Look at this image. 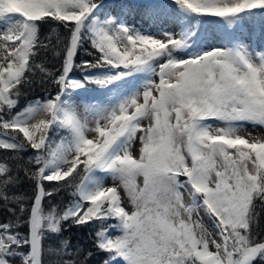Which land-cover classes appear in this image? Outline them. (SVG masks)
Segmentation results:
<instances>
[{
    "label": "snow or ice",
    "instance_id": "obj_1",
    "mask_svg": "<svg viewBox=\"0 0 264 264\" xmlns=\"http://www.w3.org/2000/svg\"><path fill=\"white\" fill-rule=\"evenodd\" d=\"M37 80L57 91L21 107ZM246 125L264 128V0H0V264H77L66 225L90 223L104 264H264Z\"/></svg>",
    "mask_w": 264,
    "mask_h": 264
},
{
    "label": "trees",
    "instance_id": "obj_2",
    "mask_svg": "<svg viewBox=\"0 0 264 264\" xmlns=\"http://www.w3.org/2000/svg\"><path fill=\"white\" fill-rule=\"evenodd\" d=\"M108 1V0H104ZM166 2H169L172 0H165ZM55 25H43L41 28V35L47 36L49 35L51 31V27H54ZM61 34H63V29L60 30ZM90 45L85 44L84 48H89ZM88 58L86 56L85 51L82 49L79 58L77 60V63L80 62V59ZM48 64L51 67L54 63L52 61L51 55L48 56ZM58 66V65H57ZM74 77L79 78L80 73L79 71L73 73ZM57 91V88L55 85L51 84H45L41 86L37 80V83L34 84L30 89L26 90V96L21 99V107L24 106L28 101L33 100L37 97H43L47 92L55 93ZM5 155V150H0V158H2ZM24 159H27L28 155H31V152L25 153ZM21 176V182L12 189V192H14L16 195H20L25 197V206L30 207L31 205V197L33 196L34 191V185L31 181H29L27 178L24 177L23 171L20 172ZM46 186L49 188V190L52 187V184L49 182H46ZM71 201V196L69 191H61L58 194H55L53 197H48L45 199L44 207L47 210L49 207V204H57L60 206H65ZM12 207H16V205H11ZM257 211L260 213L258 218V227L255 229V231L259 232L261 235H264V209H261L260 207L257 208ZM9 219H14L12 214L8 211L6 207H4L3 203L0 202V222H7ZM98 225L94 224H86L83 226H75L66 225V231L64 232V238L70 240L71 245L73 247L79 246L83 249V251L74 258L77 260V264H104V261L108 258L107 254L104 252L99 251L94 246V233L97 229ZM21 232H26V227L21 226L20 228ZM91 251L92 256L88 258L85 261V257L87 252ZM46 261H54L56 260L55 255H45Z\"/></svg>",
    "mask_w": 264,
    "mask_h": 264
},
{
    "label": "rangeland",
    "instance_id": "obj_3",
    "mask_svg": "<svg viewBox=\"0 0 264 264\" xmlns=\"http://www.w3.org/2000/svg\"><path fill=\"white\" fill-rule=\"evenodd\" d=\"M106 3L108 2H111V0H108V1H104ZM166 2V1H165ZM171 2V1H169ZM129 23L130 24H134L135 27H137L138 29L142 30V31H145V30H150V31H156V29H149V25L146 24L145 22H143L142 20H140V17L139 16H136L134 20H129ZM246 129H247V132H251L253 136H258V135H262L264 134V128H260V127H257L255 129H253V127L251 125H246ZM242 135H246V133L244 131L241 132ZM138 148H139V144H135L134 145V149L132 150L133 151V155H138ZM109 183H111L109 181ZM205 223H206V226H208L209 228L211 227V225L207 224V220H205ZM19 261L17 260L16 264H18Z\"/></svg>",
    "mask_w": 264,
    "mask_h": 264
},
{
    "label": "bare ground",
    "instance_id": "obj_4",
    "mask_svg": "<svg viewBox=\"0 0 264 264\" xmlns=\"http://www.w3.org/2000/svg\"><path fill=\"white\" fill-rule=\"evenodd\" d=\"M140 20H141V18H140ZM143 22H145L146 24H148V22L146 21V20H144ZM82 110V109H81ZM133 149H134V146H133ZM132 149V150H133ZM135 150V149H134ZM19 264V263H18Z\"/></svg>",
    "mask_w": 264,
    "mask_h": 264
}]
</instances>
